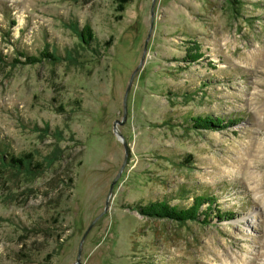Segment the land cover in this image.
Masks as SVG:
<instances>
[{
	"label": "rangeland",
	"instance_id": "obj_1",
	"mask_svg": "<svg viewBox=\"0 0 264 264\" xmlns=\"http://www.w3.org/2000/svg\"><path fill=\"white\" fill-rule=\"evenodd\" d=\"M239 1L0 0V264H264V0ZM204 194L223 219L139 213Z\"/></svg>",
	"mask_w": 264,
	"mask_h": 264
},
{
	"label": "trees",
	"instance_id": "obj_2",
	"mask_svg": "<svg viewBox=\"0 0 264 264\" xmlns=\"http://www.w3.org/2000/svg\"><path fill=\"white\" fill-rule=\"evenodd\" d=\"M230 3V7L232 10H236L238 4L240 6L239 0H228ZM119 11H123L124 4L128 3L129 0H119ZM80 36L84 41H90L93 36L91 33V29L89 27L83 28V30H80ZM28 61V63H36L39 62L40 59L35 56H29L26 53H23ZM41 57L53 59V60H60L61 58L58 56H55L53 53H50L48 50H44L41 55ZM202 54H190L186 57L188 61L191 62H197L200 58H202ZM60 58V59H59ZM6 61L5 57H0V62ZM19 63V61H16ZM15 62V63H16ZM187 123L192 124L189 128H194L196 130H205V129H211L215 128L219 129L224 127V120L221 118H210L207 116H196V117H190L186 119ZM6 157L3 158V162L6 165V167L14 172H26V173H39L41 172L44 167L42 165V162L36 161L34 159V155L31 153L24 154L20 157H16L13 155L6 154ZM190 160L192 157H188ZM185 162V161H184ZM184 162L182 165H184ZM216 202V199L213 196L208 195H199L196 196L193 199V203L188 207H182V206H171L166 201H156V202H150L145 205H140L139 207V213L151 218H160V219H166V220H172L175 222H178L180 224H186L187 222H202L204 224L209 223L210 215L216 214V218L223 219L226 216V213H223L219 209H216L214 204ZM208 204V205H207ZM206 206L205 210L200 213V210L203 206ZM202 214V215H201ZM204 216V218L201 220V217ZM231 216V214H230Z\"/></svg>",
	"mask_w": 264,
	"mask_h": 264
},
{
	"label": "water",
	"instance_id": "obj_3",
	"mask_svg": "<svg viewBox=\"0 0 264 264\" xmlns=\"http://www.w3.org/2000/svg\"><path fill=\"white\" fill-rule=\"evenodd\" d=\"M153 5H154V4H153ZM131 86H132V80L130 81L129 86H128V88H127V90H126V93H125V96H124V105H123V106H124V115H123V121H118V122H116V123L114 124V132H115L116 136L118 137V139H119L120 141L123 142V145H124V148H125V153H126L125 163H126L127 158H128V156H129V154H128V153H129V148H128V145H127V143H126V141H125V139H124L122 133H121V132L119 131V129H118V125L121 126V125L124 123L125 119H126V116H127V99H128V94H129V91H130V89H131ZM125 163L123 164V166H122V168H121L119 174L117 175L116 179L113 181V183H112V185H111L110 193H109V198H110V196H111V194H112V192H113V189H114V186H115L116 182L118 181L119 177L121 176V173H122V170H123V168H124V166H125ZM95 222H96V221H94V222L92 223V225L90 226V228H89L88 231L86 232V235H87V233L90 231V229L93 227V225H94ZM86 235L83 237V240H82V242H81V246H80V249H79V257H80L81 250H82V243H83V241L85 240Z\"/></svg>",
	"mask_w": 264,
	"mask_h": 264
}]
</instances>
